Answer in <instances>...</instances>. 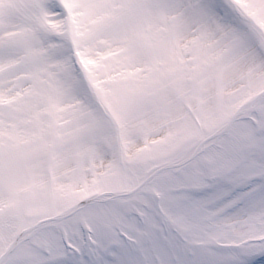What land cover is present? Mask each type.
<instances>
[{"label":"snow or ice","instance_id":"6c2138e0","mask_svg":"<svg viewBox=\"0 0 264 264\" xmlns=\"http://www.w3.org/2000/svg\"><path fill=\"white\" fill-rule=\"evenodd\" d=\"M0 264H264V0H0Z\"/></svg>","mask_w":264,"mask_h":264}]
</instances>
